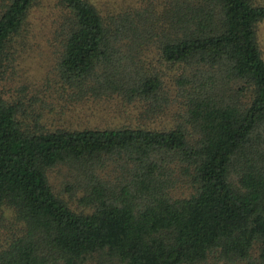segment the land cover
Listing matches in <instances>:
<instances>
[{
  "label": "trees",
  "instance_id": "obj_1",
  "mask_svg": "<svg viewBox=\"0 0 264 264\" xmlns=\"http://www.w3.org/2000/svg\"><path fill=\"white\" fill-rule=\"evenodd\" d=\"M53 1L65 84L145 114L171 85L182 116L48 129L0 98V264H264V4L147 0L104 19L88 0ZM38 2L0 0V64ZM54 168L71 182L55 189Z\"/></svg>",
  "mask_w": 264,
  "mask_h": 264
},
{
  "label": "rangeland",
  "instance_id": "obj_2",
  "mask_svg": "<svg viewBox=\"0 0 264 264\" xmlns=\"http://www.w3.org/2000/svg\"><path fill=\"white\" fill-rule=\"evenodd\" d=\"M88 1L104 19L131 15L133 9L147 6V0ZM250 1L264 4V0ZM57 19L58 10L54 1L39 0L30 9L23 31L18 36L16 45L19 55L8 65L6 62L0 64V98L21 101L26 110L23 122L41 123L48 129H100L137 125L162 128L178 121L177 117L182 116V107L178 98H174L171 85L164 86L168 92L165 98L161 95L160 112L145 114L143 103H127L115 95L78 92L73 86L65 84L57 65L60 39L55 31ZM256 41L264 60V21L257 26ZM138 58L145 60L147 67V51L139 53ZM30 113L34 118L32 122ZM20 117L25 118V115L20 114ZM67 174L64 169H52L49 172L52 186L58 189L65 177L71 182L73 173ZM71 203L76 206L74 199Z\"/></svg>",
  "mask_w": 264,
  "mask_h": 264
}]
</instances>
